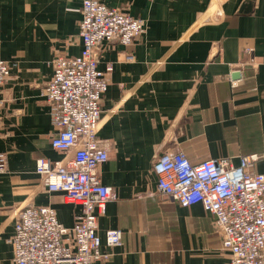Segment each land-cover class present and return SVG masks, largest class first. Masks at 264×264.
Returning <instances> with one entry per match:
<instances>
[{
  "label": "crops",
  "instance_id": "crops-1",
  "mask_svg": "<svg viewBox=\"0 0 264 264\" xmlns=\"http://www.w3.org/2000/svg\"><path fill=\"white\" fill-rule=\"evenodd\" d=\"M147 22L129 47L104 43L98 69L109 65L99 146L109 159L98 169L115 198L99 218V264H228L229 252L201 204L189 208L161 196L155 160L183 152L193 165L264 156V0H102ZM83 0H0V59L17 62L0 86V264H12L17 213L53 208L71 228L80 207L47 192L36 161H60L52 148L50 107L42 88L58 57H79ZM255 52L254 65L244 56ZM127 54L134 56L127 60ZM235 82L237 85L233 86ZM254 172L264 173V162ZM109 230L122 232L110 249Z\"/></svg>",
  "mask_w": 264,
  "mask_h": 264
},
{
  "label": "built area",
  "instance_id": "built-area-1",
  "mask_svg": "<svg viewBox=\"0 0 264 264\" xmlns=\"http://www.w3.org/2000/svg\"><path fill=\"white\" fill-rule=\"evenodd\" d=\"M146 32V21L110 8L102 0H83L79 33L83 52L79 57L56 58L52 80L42 88L54 132L51 145L64 158L36 161V173L47 192L62 193L66 203L80 207V214L67 228L51 207L20 210L9 240L12 264H99L112 257L102 252L98 233L99 218L115 195L98 176L109 156L97 138L112 66L106 72L98 69V50L104 43L129 47ZM243 54L254 65V50L246 48ZM126 58L134 60L132 54ZM17 67V62L0 59V86ZM260 161L264 162V156L252 155L241 157L238 167L229 159L193 165L183 152L167 151L154 162L161 196L185 208L201 204L213 215L223 250L230 255L228 264H264V173L254 172ZM6 170V156L0 154V173ZM105 242L110 249L121 246L122 232L107 231Z\"/></svg>",
  "mask_w": 264,
  "mask_h": 264
}]
</instances>
